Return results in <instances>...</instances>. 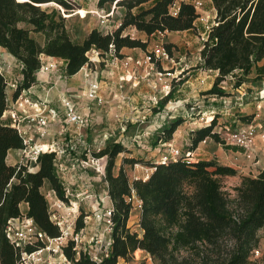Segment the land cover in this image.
Segmentation results:
<instances>
[{
  "label": "trees",
  "instance_id": "1",
  "mask_svg": "<svg viewBox=\"0 0 264 264\" xmlns=\"http://www.w3.org/2000/svg\"><path fill=\"white\" fill-rule=\"evenodd\" d=\"M215 18L199 51L202 71L214 72L206 96L225 97L220 84L233 79V87L246 82L264 81V0H210ZM125 6L121 25L112 33L91 30L79 43L71 40L65 25V14L73 12L72 0H0V49L20 65L21 80L13 92V101L22 91L36 84L40 57L65 62L67 77L76 75L87 63V53L95 50L104 56L112 53L119 59L123 49L146 51L147 43L123 35L128 28L147 36L156 33L194 31L199 18L195 8L179 2L173 15L174 0H100ZM151 3L148 8L144 4ZM54 5L50 11L42 6ZM136 8L137 12L132 13ZM169 57L171 44L164 46ZM252 76V78H249ZM181 81L179 84H182ZM6 80L0 74V264H17L18 251L7 240V222L25 215L48 237L57 238L60 230L50 220L49 205L42 193L46 187L54 196L68 203L65 188L56 170L54 154H40L29 171L28 165H7L10 151L24 149L17 130L2 123L7 110ZM173 89L159 105L164 107L172 98ZM252 117H243L250 123ZM183 123L181 119L164 127L159 141H170ZM215 120L209 126L191 132L189 152L205 140H212L233 152H243L225 145L213 132ZM128 153L121 144L107 146L95 159L106 158L104 180L111 206L110 245L100 262L80 252L77 261L70 242L65 256L74 264H119L129 262L138 250L147 254L154 264H256L253 253L258 250L264 233V169L255 177L239 176L233 195L224 190L223 178H233L238 172L216 161L187 162L184 157L166 164L147 163L153 168L146 180L130 183L123 168L133 166L136 159H123V165L113 174L115 159ZM134 192L141 201L138 218L140 233L128 227L133 205L126 200ZM26 210L23 211L22 207ZM84 214L75 220V231L84 228Z\"/></svg>",
  "mask_w": 264,
  "mask_h": 264
},
{
  "label": "rangeland",
  "instance_id": "2",
  "mask_svg": "<svg viewBox=\"0 0 264 264\" xmlns=\"http://www.w3.org/2000/svg\"><path fill=\"white\" fill-rule=\"evenodd\" d=\"M99 1L100 0H72L74 8L72 13L65 14L64 11L60 10L61 16L65 18V25L73 42H81L86 37L88 32L93 29H97L105 34L106 32L112 33L116 30L117 24L122 22L126 11L125 6H118L115 5V3L106 2L102 8H99ZM174 1L177 2L178 0ZM200 1L202 3V7L196 11L199 18L195 21L194 31L184 33H156L148 39L149 50L159 45H162L163 47L166 44L172 45L170 50V60L163 61L162 65L159 64L158 66L159 71L167 73L164 75V79L167 82L166 84L169 85L170 91L173 89L172 98L164 107L161 108L159 102L169 93L165 96L163 92H160L158 87L156 90H153L152 84L150 82H146L147 86L143 87V90H150L152 91V94L143 92L140 93L141 96L148 98V101H146L147 104L145 109H138L137 112V114L142 113L144 116L141 117V115H138V117L133 116L134 118L131 117L122 120L115 119V122L111 121V127H113V125H120L118 130L119 132L109 130L108 134L105 136L101 131L104 128L110 127L108 123L110 121L107 118L103 119L102 117H105L111 109L105 105L98 106L95 102H89L83 98L81 95L83 92L81 84L76 91H68V89H65L63 92L72 102L77 103L79 112L87 117L88 125L80 130H77L73 126H69L67 127V134L60 135L53 141L61 143V146L66 144L72 145V148H67L65 156L57 161L59 163L56 165L57 174L60 179H63L61 181H64L65 184L64 188L68 198V203H63L54 195L50 196L47 193V188H43L42 193L49 205L51 217L54 216L52 217V221L55 223L60 222L63 228L66 229L67 227L70 228L75 225V220L81 213L88 218L86 219L87 224H85V229L89 233V237L93 235L94 237L97 236V238H94V241L92 242H89L88 239L87 242L80 244L79 248L81 251L85 248L86 251H89L91 254H95L97 252L98 255L104 257L106 252L105 250L110 242V234L107 233V225L105 221L97 220L95 217L96 213H103L105 210L111 208L107 196L103 194L106 188L104 175L107 159L104 158L103 160L102 158L100 161L98 160L99 162H97V165L93 164L91 161L96 160L93 156L94 153L99 152L107 146L117 143L121 144L126 150L127 148L130 149L129 151L127 150L128 153H122L117 156L115 159L113 174H117L119 168L123 165L124 158L136 159L138 163L133 166H123L131 183L139 179L145 180L146 176L150 175L149 169L151 168L147 165V163L154 160L152 158L153 155H157L156 158H158V162L163 155L164 150L167 149L169 145H171L174 149L179 150L180 155H182L181 157H186L184 160H188L191 163H196L198 161H216L218 163L221 155H223V153L228 154L229 150L225 149L220 144H215L210 139L200 143L193 152H189L190 134L191 132L197 130L196 128L201 124H203L201 128L209 126L211 121L215 120L217 117L216 122L220 123L218 128L219 133H215H218L222 140L224 137L223 130L226 129L223 126H228V123L222 120V115L230 114L232 115V118H235L237 122H240L238 123L237 128L228 127L231 132L245 129L248 125L252 124L251 122L247 123L242 121V118L244 117L242 115L244 113L240 111V108H243L246 104L250 103H252L251 107H254L255 102L253 99L255 94L264 90V88H258L255 82L249 81L241 85L240 88H235L233 87V79L228 78L225 81L226 84H223L222 86L225 88L223 91H227L229 94H226L225 97L221 98L206 96L202 91H193L191 89L192 86L188 83L185 84L186 86L184 88L182 87L181 91H179L181 86L186 81L194 84L199 82L201 84L200 86L203 87V85L207 84V82L211 79V77L209 78L208 76H212L210 73H202V71L197 69L195 66L198 62L197 58L199 51L206 39V34L214 21L211 17L209 4L207 2L208 0ZM150 5L151 3H147L142 7L148 8ZM53 8H56V6H42V9L47 11H50ZM176 9V7H171L170 13L174 15L177 11ZM136 12L137 9L133 8L132 13ZM108 13H112L110 18L105 19L108 21L101 23L100 17L105 16ZM136 32L137 31L135 29L128 28L123 32V35H129L130 37L136 38L139 37V34H136ZM142 39L145 40L146 38L143 36ZM178 64H181V66H177ZM17 76V72H15V77H13L12 80L17 82L20 81ZM249 78H252V76H249ZM63 79L66 78L64 77ZM181 81L184 82L179 84ZM230 92H232V94ZM133 94V92H130L131 96ZM245 94L246 97L244 96ZM108 95L112 98L113 93H108ZM241 95L245 98H243V104L239 108V106L236 105V98ZM32 96L33 94L28 95L30 102L37 101H33ZM149 96H151V98H149ZM212 99L220 100L222 102V107L219 108L216 104L217 102H214ZM128 101L124 102L123 105L127 104ZM203 101H208L205 102V107H208V105L213 103L211 106L214 108L210 110L207 109L208 111L204 112V106H202ZM93 105H95V107H93ZM24 108L28 110L29 113H33L30 112L32 110L31 106L25 104ZM178 119H181L183 123L173 133L171 140L167 142L159 141L158 137L161 135L163 128ZM120 128H122L123 131H121ZM215 130L216 129H213V132ZM187 153L191 154L187 157ZM179 159L181 158H178L177 160ZM88 160L89 163L88 166H86L85 164ZM33 164L34 163H31L29 165L32 171ZM96 169H98L100 173H97ZM249 174L250 177H253L254 175L252 171L249 172ZM239 176L241 175L238 173V175L234 178L222 179L224 190L231 195L234 194L232 189L235 187V181L237 177L239 178ZM72 177L76 178L79 182L82 181L84 186H81L80 183L78 186L75 183H70ZM74 190H77L78 193H75ZM91 190L93 193H91ZM52 200L60 202V205L53 206V203L51 202ZM139 212L140 209H138L136 205H133L131 217L128 221V227L136 233H140V229L137 225ZM259 235L261 237L258 248L260 255L258 258L253 259L258 260L256 264H264V233L261 232ZM119 264L154 263L144 252H137L133 254V257L129 262L120 260Z\"/></svg>",
  "mask_w": 264,
  "mask_h": 264
},
{
  "label": "built area",
  "instance_id": "3",
  "mask_svg": "<svg viewBox=\"0 0 264 264\" xmlns=\"http://www.w3.org/2000/svg\"><path fill=\"white\" fill-rule=\"evenodd\" d=\"M179 2H185L191 4L195 10H199L202 7L200 0H178L174 1L173 8L178 9ZM176 9V10H177ZM112 13H108L105 16H99L101 18V23H104L110 18ZM121 25L118 23L116 29ZM107 33V32H106ZM111 33V32H109ZM95 57V58H94ZM113 59V61L119 65L117 70H121V75L117 79L116 83V99L120 103L128 101L127 97L123 94L125 84L137 80L139 77L142 80H146L152 84V89L156 90L158 87L160 92H163L166 96L169 92V85H167L164 75L167 73L159 71V64L162 65L163 61L170 60V57L164 47L159 45L154 47L149 51H145L141 58H117L112 51L109 53L101 54L95 50H91L90 53H87L88 63L82 69V85L83 92L82 96L89 102H95L96 105L102 106L106 104V99L102 94L101 82L99 80L100 71L95 67L97 63H105L107 58ZM62 61L59 59L50 60L45 62L40 57V68L36 73L37 79L40 75L52 73L61 70ZM141 69L140 75L138 76V71ZM0 74H4V69L0 64ZM4 76V75H3ZM5 78V77H4ZM21 80V79H20ZM39 81V79H38ZM20 81L6 80V86L13 92L17 89ZM37 84V80H36ZM49 84V83H48ZM158 84V85H157ZM224 83L220 84V88L224 90L222 86ZM51 87L57 88V82L51 84ZM50 88V87H49ZM49 88H44L47 92ZM32 87L28 90L22 91L18 98L12 102V105L7 107V116L11 120V127L15 128L23 140L24 149L19 150L21 155V164L30 165L35 163L37 157L40 154H54L56 165L59 163L61 158L65 156L67 148H72V145L66 144L61 146V143L50 142L48 144H39L36 143L34 137L40 139L49 136L48 128L53 123L60 122L62 124L60 134L65 135L67 133V127L73 126L77 130L85 128L88 125V119L85 115L81 114L77 109V106L72 102L68 97L65 96V93L61 92L59 97V104L62 109V114L51 107H49L44 101L37 100L35 102H30L28 95H31ZM246 97V94L244 95ZM243 95L236 98V105L242 106ZM153 99V98H152ZM253 101L255 102V108L257 111L263 109L264 106V90L259 91L255 94ZM27 104L31 106L32 112L29 113L28 110L24 108V105ZM4 115V114H3ZM23 123H25L23 125ZM123 131V129H120ZM223 141L226 145L234 146L239 149H242L245 155L250 154L252 148L255 147L257 141H262L264 143V122L255 125L250 124L245 129H240L238 131H230L228 128L223 130ZM191 153H187V157ZM180 155V151L174 149L171 145L164 150L163 155L157 162V164H166L171 161H177L178 158H183ZM102 159V158H101ZM186 159V157L184 158ZM188 159V158H187ZM100 159L92 160L91 163L96 164ZM189 162L188 160H186ZM86 162V166H88ZM29 171H32L29 166ZM150 174L153 171V168L149 169ZM97 173H100L96 169ZM149 175L146 176V179ZM145 179V180H146ZM66 192V191H65ZM126 200L131 202L132 205H136L138 209L141 208V201L138 200L134 192H131V196L127 197ZM53 206L60 205V202L53 201ZM50 220L52 221V216L50 214ZM111 208L105 210V212H98L95 214L97 220L105 221L107 225V233H111V223H110ZM87 217L84 218V228L80 231H75V225L70 228H63L60 222L55 223L60 230V236L57 238H50L45 233H43L33 222L32 219L22 215L19 218L11 219L7 222V225L4 229L5 236L9 243L18 251V261L17 264H74L72 260H69L65 254L64 249L68 246L70 242L73 243V251L75 252V260L77 261L78 256L81 253L86 254L90 260L95 262H100L101 255L91 254L89 251H86L84 248L83 251L80 250V244L83 242L94 241L93 235L89 237V233L85 229V224H87ZM99 222V221H97ZM110 242L108 243V247ZM107 249L105 250L104 256L107 254ZM259 250H255L253 253L254 258L259 257Z\"/></svg>",
  "mask_w": 264,
  "mask_h": 264
},
{
  "label": "crops",
  "instance_id": "4",
  "mask_svg": "<svg viewBox=\"0 0 264 264\" xmlns=\"http://www.w3.org/2000/svg\"><path fill=\"white\" fill-rule=\"evenodd\" d=\"M207 2L209 4V9H210L212 20H214L215 10L212 7L211 1L208 0ZM212 24H213V22H212ZM184 32H187V31H184ZM184 32H174V33H184ZM137 33L139 34V37H136V38L131 37V38L139 39L143 43H147L146 51H149L148 39H150L154 35L147 36V35L140 33V32H136V34ZM143 36H144V38H146L145 40L142 39ZM144 52L145 51H142L140 49H123V50H121L120 55L123 58H125V57L141 58L142 55L144 54ZM42 59L45 62H48L51 59L55 60L54 58H50V57H46V56H42ZM0 60H1L0 64H1L2 68L4 69L3 75L5 77V80H8V79L12 80L13 77H15V72H17L18 79L19 80L21 79V75H20L21 65L12 56L7 54L2 49H0ZM197 60H198V62H197V65H198L200 63L199 55H198ZM59 61H62L61 70L40 75L38 78L39 81H38L37 76H36L37 84H35L32 87L31 93L33 94V96H32L33 101L40 99V100L44 101L49 107L57 110L59 112V114H62V109H61L60 104H59L60 94H61V92H64L65 89H68V91H76L78 89V87L80 86V84L82 85V69L83 68L73 77H67L65 74V62L63 60H59ZM197 65H195V66H197ZM177 66H181V64H178ZM95 67L97 69H99V71L101 73L99 76V80L101 82L102 94H103L104 98L107 100L105 106H107L108 108L111 109V111L105 117L104 116L102 117L103 119L107 118L110 121V122H108L110 127L104 128L101 131L102 134L106 136V134H108L109 130L110 131L114 130V131L119 132L118 130H119L120 125L114 126L112 124L113 127H111V124H110L111 121L115 122L116 120L128 119V118H131L133 116L138 117V115H141V117H143L144 115L142 113L137 114V112H138V109L139 110L145 109L146 104H147L146 101H148V98L141 96L140 93L143 92V93L152 94V91H150V90L144 91L143 87L147 86L146 85L147 81L142 80L139 77H137V80H133V81L125 84V86H124L123 94L129 100L128 103L125 104L126 105L125 106V105H123V103L118 102L116 97H115L116 92H117L116 91L117 79L122 74L121 70L115 69V68H119V65H117L113 61V59L108 57L105 63H97V64H95ZM180 71H182V70H180ZM200 71H202V70H200ZM140 72H141V69L138 71V74H137L138 76L140 75ZM177 73H178V70H177ZM202 73L212 74V76H208L209 78L211 77V79L209 82H207V84H204L202 87V86H200L201 84L199 82L194 84V83H191L189 81H186L181 86V89L179 91H181L182 87L184 88L186 86L185 84H187V83L190 86H192L191 89L193 91L197 90L199 92L202 91L205 93L208 90H210L217 74L214 72H209V71H202ZM64 77L66 79H63ZM56 82H57V88L55 89V88L51 87V84L56 83ZM48 83H49V85H48ZM223 83L226 84V82H223ZM227 83H229V82H227ZM256 86H258V88H264V81L256 83ZM46 87L47 88L50 87L47 92L44 89ZM82 88H83V85H82ZM8 91H9V94H8ZM130 92H133L135 95L133 94L131 96ZM6 93H7V107H9L10 105H12V102H13V99H12L13 91L10 90L8 87H6ZM108 93L109 94L113 93L112 98L110 95H108ZM225 93L229 94V92H227V91H225ZM230 93L232 94V92H230ZM81 95H82V93H81ZM149 98H151V96H149ZM213 101L217 102L216 104L219 108L222 107V102L220 100L214 99ZM205 102H208V101H203L202 106H204L203 107L204 112L214 108L211 106V105H213V103L208 105V107H212V108L205 107V105H204ZM75 104L77 106V103H75ZM251 106H252V103L246 104V106H244L243 108H240L241 109L240 111L244 113L242 116L252 117V120H251L252 124L259 125V124L263 123L264 106H263V109L260 111H256L255 105H254V107H251ZM93 107H95V105H93ZM77 109H78V107H77ZM30 112H32V110ZM235 112H237V111H235ZM228 113H231V112H228ZM222 116H223L222 120L225 121L226 123H228V126H223L224 128H228V127L229 128H233V127L237 128L238 127V123H240V122H237L235 120V118H232L231 117L232 115L226 114V115H222ZM216 120H217V117L215 118L214 129H216V130L214 132H218V130H219L218 128H219V124H220V123L216 122ZM2 123L7 125V126H11V120H10V118H8L6 111L2 117ZM24 124L25 123H23V125ZM202 126H203V124L199 125L196 129H200ZM61 127H62V124L60 122L53 123L48 128V130H49V136L48 137H44V138L40 139V138L35 136L34 140L36 141V143H39V144H48L50 142H53L54 139H57V137L61 135L60 134ZM189 132H190V130H189ZM117 134H120V133H117ZM74 138H76V137H74ZM127 150L129 151L130 149L127 148ZM156 157H157V155H153L152 158L154 160L151 161L150 163L156 164L157 159H158ZM103 160H104V158H103ZM6 162H7V165H9V166L21 164L22 161H21V155L19 154V150L10 151L7 154ZM218 163L220 165L233 168L241 176H250L249 172L252 171V173L254 174L253 177H255L259 173V171L264 169V143L261 141H258L256 143V146L252 148V151L250 152V154H247V155H245L244 152H242V153L241 152H233V151L229 150L228 154L223 153V155H221L220 161H218ZM36 170H37V168H33V171H36ZM66 177H68V176H66ZM61 180H63V179H61ZM80 180H82V179H80ZM235 182H236L235 186H237L239 183L238 177H237ZM62 183H63V186H65L64 181H62ZM70 183H73V184L75 183L77 186L80 183L81 186L82 185L84 186L82 181L79 182L74 177H72ZM44 188H46V187H44ZM74 191H75V193H78L77 190H74ZM47 193L50 196L54 195L52 192H50L48 190H47ZM91 193H93L92 190H91ZM103 194L107 196V184H106V188H105V191L103 192ZM107 198H108V196H107ZM51 202H53V200ZM22 210L25 211L26 207L23 206ZM137 252L142 253V251H140V250H138ZM137 252H135V253H137Z\"/></svg>",
  "mask_w": 264,
  "mask_h": 264
}]
</instances>
